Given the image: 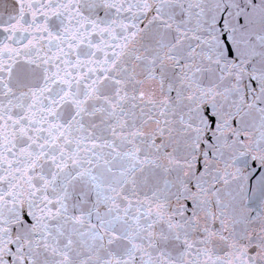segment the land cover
I'll list each match as a JSON object with an SVG mask.
<instances>
[{"label":"snow or ice","instance_id":"6c2138e0","mask_svg":"<svg viewBox=\"0 0 264 264\" xmlns=\"http://www.w3.org/2000/svg\"><path fill=\"white\" fill-rule=\"evenodd\" d=\"M0 264H264V0H0Z\"/></svg>","mask_w":264,"mask_h":264}]
</instances>
